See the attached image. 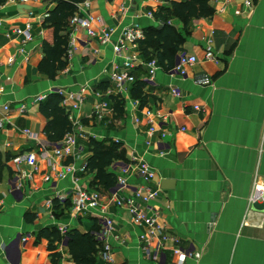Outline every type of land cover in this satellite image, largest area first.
<instances>
[{
	"label": "crops",
	"instance_id": "crops-1",
	"mask_svg": "<svg viewBox=\"0 0 264 264\" xmlns=\"http://www.w3.org/2000/svg\"><path fill=\"white\" fill-rule=\"evenodd\" d=\"M169 1L180 0H92L85 14L94 19L95 31L114 29L110 43L100 45L82 28H68V38L71 32L82 45L74 47L66 68L50 80L37 66L43 57L42 42H52V31L42 25L55 5L44 0H0V107H9L0 113V264H75L66 234L77 230L96 241L103 228L96 213L72 211L78 189L99 193L100 205L114 221L105 241L112 247L113 264H175L171 250L154 263L140 249L138 237L144 228L134 225L127 202L147 188L159 191L150 205L158 224L174 237L169 247L200 252L197 262L186 259L185 264H264V193L261 203L252 206L249 201L255 185L264 191V0H252L251 9L243 0H209L213 15L191 21L176 54L174 65L180 54L196 60L183 66L184 76L159 68L147 81L145 68L138 66L137 79L146 82L147 97L140 107L130 98V87H117L111 75L123 57L147 60L138 44L128 45L121 56L114 54L112 45L130 25H139L143 32L161 26L154 13L168 7ZM26 24L31 25L32 40L23 44L13 29H24ZM173 24L181 31V23ZM208 53L211 59L206 58ZM172 88L180 97L171 93ZM52 89L83 98L78 109L70 100L61 105L72 132L84 136L77 138L79 154L62 161L55 159L54 150L63 139L48 142L43 131L46 118L39 111L40 102H34ZM111 96L124 102L120 119H114ZM99 103L104 104L101 114L95 112ZM146 111L153 114V127L166 133L163 153L157 148L160 133L147 136ZM89 138L113 141L125 151L128 163L118 161L107 168L116 182L125 179L124 187L115 183L104 191L93 185L94 174L85 171L91 157L86 149ZM30 152L37 154L36 169L15 162ZM45 157L54 158L60 169L72 165V173L58 178ZM140 159L153 169L150 183L132 170ZM127 164L128 172L121 173ZM114 193L124 204L115 203ZM43 229L58 231L61 242L50 243L40 234ZM19 236L28 240L17 242ZM103 244L97 242L95 254L101 264Z\"/></svg>",
	"mask_w": 264,
	"mask_h": 264
},
{
	"label": "built area",
	"instance_id": "built-area-1",
	"mask_svg": "<svg viewBox=\"0 0 264 264\" xmlns=\"http://www.w3.org/2000/svg\"><path fill=\"white\" fill-rule=\"evenodd\" d=\"M49 1V0H44ZM92 0H84L82 3L77 5V11L74 16L70 20L71 31L76 27L82 28L85 33L86 37L91 39H97L100 45L106 46L110 43L111 37L114 34V29L111 28H100L98 31H95L92 28V23L94 19L85 14L88 11L90 3ZM224 3L229 2V0H223ZM244 7L247 9L253 8V1L252 0H243ZM148 18H153L151 13H148ZM13 33L23 38V44H26L32 40L31 34V25L26 24L24 29L15 28L13 29ZM70 36L68 38V47H67V59H70L71 54L73 52L74 47L77 44H81L82 42L76 39L71 32L69 33ZM144 39V32L139 25H130L124 28L119 37L116 41V44L112 45L113 52L116 56H121L127 46L136 47L137 42ZM23 53V50H20ZM206 58L211 59V54L208 53ZM123 63L121 65H115V73L111 75V80L116 84L119 88L128 87L134 81L133 72L138 68V66H143L147 70V81H152L154 79L156 71L160 68L156 60L151 62L149 61H140L135 57H123ZM194 57H189L186 54H180L177 64L170 70L171 73H176L180 76H184L185 72L183 70V66L191 65L195 62ZM82 92L84 90L82 89ZM50 93H56L62 97V104H66L69 100L74 101V105L72 106L73 109H78L81 105L83 98L81 96L75 97V94L67 93L63 89H52ZM171 93L176 96L180 97V92L176 88L171 89ZM47 96V95H46ZM46 96L37 97L34 102H42L45 100ZM61 104V105H62ZM137 104V103H134ZM104 104L99 103L95 106V112L101 114ZM25 110V106L21 107V111ZM195 110H198L195 107ZM9 111V107L4 105L0 107V113L4 112L7 113ZM145 116L147 118V122L150 125L148 130L146 131L147 136H152L155 133H160L159 140L157 141V148L160 150L161 153L165 149H167V145L163 143L162 138L165 137L166 133L162 130H157L153 127V114L151 111H146ZM101 118V115L99 116ZM3 121L0 120V130L2 129ZM26 136L33 138V135L30 134L28 131H24ZM77 138L83 139L84 136L80 134H76L71 132L67 134L60 144L54 150V157L58 161H62L65 158L74 154V152L78 155L79 149L77 152ZM149 140L146 142V145H149ZM45 161L47 162L48 166L50 167L52 173L57 176L58 178H64L66 173H72L73 167L72 165H64L61 166L56 164L53 160L54 158L45 157ZM16 163L25 162V164L30 169H36L37 166V154L35 152H30L24 155L22 158L15 159ZM129 165L127 164L125 168L121 171V173L125 174L129 170ZM83 169V168H82ZM132 170L137 173L139 177L143 179L144 182L150 183L153 180V169L149 166L147 162H143L142 159L136 161L132 165ZM25 179H29L30 175L22 173ZM45 180L47 182L50 181V176H46ZM125 179L119 177L116 182V187H124L125 186ZM119 191V190H118ZM159 191L155 188H147L145 193L142 192H135L127 202L128 210L132 217V221L134 225L140 226L144 228V234L139 235V245L140 249L147 260H150L154 263H160L161 260L166 258L165 253V244L171 240H174L171 236L162 234V228L157 222V213L151 207L150 202L155 200L158 196ZM263 189L259 185H255L250 196V205L254 206L263 201ZM113 197L116 198L115 203L119 206L124 204L122 199L118 196ZM100 194L94 191H89L87 189H78L72 199V211L76 212L77 214H83L84 212L91 211L92 213H96V217L98 221L102 224V230L99 235H96V241L104 243L101 246L100 251V259L103 264H113V250L112 247L106 239L113 228L114 221L105 213L104 208L100 205ZM28 240V237H21L17 238V242L24 243ZM172 255L176 257V264H185L186 259H198L200 258V253L198 251H191L185 252L180 248H172L171 249Z\"/></svg>",
	"mask_w": 264,
	"mask_h": 264
},
{
	"label": "trees",
	"instance_id": "trees-1",
	"mask_svg": "<svg viewBox=\"0 0 264 264\" xmlns=\"http://www.w3.org/2000/svg\"><path fill=\"white\" fill-rule=\"evenodd\" d=\"M83 1L49 0L55 6L48 12L42 26L43 29L52 31V42H42L43 57L37 69L40 74L50 80H53L67 66L65 59L68 47L67 31L70 20L77 11V5ZM212 15L213 10L209 6V0L169 1L168 7H159L154 13V17L162 25L145 28L144 39L138 42L142 56L147 61L156 60L160 69L170 71L174 67L176 54L181 50L188 34L187 29L191 21L207 19ZM173 22L182 24L181 31L174 26ZM137 72H134V82L130 85L129 94L131 99L138 100L140 107H143L147 102L143 92L146 82L137 79ZM62 100L60 95L49 93L40 103L39 111L47 121L43 131L50 143H57L72 132L68 115L61 106ZM110 101L114 119H120L124 112L123 100L119 96H111ZM86 149L91 153V157L86 162L85 171L94 174V186L104 191L109 190L115 185L116 176L107 172V168L118 161L128 163L125 151L113 141L99 142L92 138L87 140ZM40 234L44 238L51 239L50 243L61 242L62 239L58 231L54 229H43ZM66 241L69 254L75 264H101L95 257L97 242L90 234L73 230L66 234ZM49 250L54 251L51 244ZM55 257L56 255L52 254V260Z\"/></svg>",
	"mask_w": 264,
	"mask_h": 264
},
{
	"label": "rangeland",
	"instance_id": "rangeland-1",
	"mask_svg": "<svg viewBox=\"0 0 264 264\" xmlns=\"http://www.w3.org/2000/svg\"><path fill=\"white\" fill-rule=\"evenodd\" d=\"M140 41H141V40H140ZM138 42H139V41H138ZM138 42H137V44H138ZM66 54H67V53H66ZM66 58H67V57H66V55H65V59H66ZM151 61H153V60H151ZM151 61H149V62H151ZM136 70H138V68H137ZM136 70H135L134 72H137ZM134 72H133V78H134ZM145 72H146V74H147V70H146V69H145ZM135 76H136V75H135ZM133 82H134V81H133ZM133 82H132V83H133ZM130 85H131V84H129L128 87H130ZM119 97H120V96H119ZM61 104H62V103H61ZM138 161H139V160H138ZM143 162L145 163L144 160H143ZM139 227H140V226H139ZM160 227L162 228V234H163V236H164L165 234H167L168 236H171V237H172V235H171L170 233H168V232L163 228V226L160 225ZM141 234L143 235L144 232H142ZM141 234H140V235H141ZM172 238H174V237H172ZM172 242H173V241H172ZM169 248L172 249V248H180V247H179V246H176V245H173V246H170V247H169L168 242H167V243L165 244V250H166V249L171 250V249H169ZM180 249H181V248H180ZM170 252H171V251H170ZM198 252H199V251H198ZM199 253H200V252H199ZM171 254H172V252H171ZM174 257H175V256H174ZM99 258H100V257H99ZM175 258H176V257H175ZM199 259H200V258L195 259L194 261L197 262ZM100 260H101V259H100ZM101 262H102V261H101ZM175 264H176V263H175Z\"/></svg>",
	"mask_w": 264,
	"mask_h": 264
}]
</instances>
